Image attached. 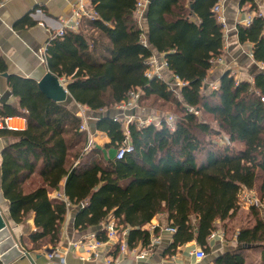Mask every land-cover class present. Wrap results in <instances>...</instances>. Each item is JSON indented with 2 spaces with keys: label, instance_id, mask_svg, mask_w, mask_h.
<instances>
[{
  "label": "trees",
  "instance_id": "obj_1",
  "mask_svg": "<svg viewBox=\"0 0 264 264\" xmlns=\"http://www.w3.org/2000/svg\"><path fill=\"white\" fill-rule=\"evenodd\" d=\"M218 1L150 0L145 45L136 0H91L96 16L84 19L87 31L68 30L50 40V71L65 76L73 100L88 109H112L137 88L141 102L155 96L179 109L173 128L165 120L159 125L131 123L127 133L113 116L98 118L96 128L110 138L107 148L131 143L133 149L122 158H106L93 148L71 160L72 149L87 140L80 131L81 117L49 98L35 79L9 74L7 83L19 107L0 104V119L5 124L8 117L21 116L27 125L0 128V137L14 138L1 153V188L15 222L33 215V248L57 246L72 203L81 205L76 228L99 226L112 215L120 231L128 228L130 248L149 245L152 233L143 227L165 213L176 228L165 254L195 240L209 256L203 264H248L244 252L253 248L261 250L264 264V216L256 205L250 208L254 223L238 230L236 248L213 256L209 239L218 221L240 210L243 187L256 188L264 200V71L253 81L239 82L226 71L219 87L206 92L204 82L224 42V26L213 10ZM237 28L239 41L252 43L255 60L264 64V16L257 14ZM155 53L164 55L168 70L185 86L176 91L166 80L146 75ZM7 71L0 55V74ZM196 111L211 115L219 129ZM222 131L229 143L219 147L208 136ZM61 189L69 204L50 197ZM159 233L156 227L154 234ZM97 235L107 240L104 230Z\"/></svg>",
  "mask_w": 264,
  "mask_h": 264
},
{
  "label": "crops",
  "instance_id": "obj_2",
  "mask_svg": "<svg viewBox=\"0 0 264 264\" xmlns=\"http://www.w3.org/2000/svg\"><path fill=\"white\" fill-rule=\"evenodd\" d=\"M219 1L221 2V12L225 19L223 24L224 42L222 52L213 59L215 62L212 61V67L208 71L207 76L211 77V81L219 82L220 77L230 69L233 71H241V73L244 75L248 73L253 76L258 72L264 71V64L256 61L253 56V44L250 42L241 43L239 41L237 28L238 24L243 23V21L248 16L254 17L257 14L264 16V0H247L244 4H242L243 0ZM149 2L150 0L148 1V4ZM76 3L77 0L0 1V55L7 63V72L9 74L29 77L35 79L38 82L46 75L47 72L50 71L47 65V49L45 50V48L48 46L52 35L56 33L59 28H61L65 23H71L73 20V13L75 11ZM252 5H255V7L252 8ZM146 11L140 22L144 28L145 35H147ZM31 22H33V24H31ZM84 23L83 25H85ZM84 27L85 26H81V29ZM155 57L156 64L158 67H160L162 73H164L166 76L172 75L168 68L162 66L163 62H165L164 55L155 53ZM59 78L63 84L68 85V79L65 76ZM0 95V104H12V102L18 101V98L13 95L12 90L8 86L7 78L3 77L1 74ZM77 104L81 105L79 103ZM100 113H102V111L96 112V114ZM91 140L94 141L95 147L100 149L106 158L114 157L116 155L115 148H107L108 143H110V138L107 133L95 129V133L92 134ZM7 142L8 141L6 138H0V210L6 219L10 231L16 239V242L21 247V249L27 251L31 255V258L23 254L22 256L12 259L9 263L4 264H109V261H115V264L206 263H201V261L208 259L209 256H206L204 259L200 260L196 259L193 255H190V251L196 249L199 246L195 240L179 247L177 252L173 255L165 254L166 248L173 241V234L163 230L165 226L169 225L167 215L165 213L158 214L152 219L150 223L143 227L152 233V238L158 236L160 241L154 247V250L148 259H136L131 250L127 251L126 253H122L120 248H117V244L110 242L106 243L102 248L99 249V254L95 258H81L80 253L75 249L73 243L85 239V237L91 232L103 230V221L99 226L96 227H89L87 229L76 228L75 216L81 205L72 203L69 204L63 189L54 190L50 193V197L52 198H54L56 193H60L69 204L65 219L61 226L60 242L56 247L43 243V245L33 248L34 243L30 240V233L36 229L33 215L29 216L24 222H15L10 215L8 201L2 193L1 151ZM76 163L77 160L75 161V164ZM61 184L63 186L64 181H62ZM250 208L251 207H246L243 205L241 206L240 210L246 209L250 212ZM236 215L233 217H236ZM111 216L112 215L109 217ZM230 219L231 218H229L228 221ZM156 227L160 228V233L158 235L154 234ZM240 228L234 232L232 231L229 238L227 237L229 234L225 231V242H221L219 239L210 240V244L214 253L213 256L224 251L223 247L225 245L232 246V248L237 247V233ZM127 237L128 233L124 237L126 241ZM136 248L141 250L143 249V246L138 244ZM52 251H57L59 256L50 258L49 253ZM244 254L248 264H262V252L260 249H247ZM62 257L64 258L63 261L61 259Z\"/></svg>",
  "mask_w": 264,
  "mask_h": 264
},
{
  "label": "built area",
  "instance_id": "obj_3",
  "mask_svg": "<svg viewBox=\"0 0 264 264\" xmlns=\"http://www.w3.org/2000/svg\"><path fill=\"white\" fill-rule=\"evenodd\" d=\"M148 1L149 0H136L135 15L139 21L140 26H142L140 22L145 15ZM213 10L217 13L219 21L222 24H224L225 19L221 12L222 6H221L220 1L214 6ZM95 16H96V12L94 11L91 5V0H77L75 11L73 13V20L71 21V23H65L61 28H59L57 32L52 35L51 40L56 37L63 36L68 30L75 31L78 27H80L81 21L83 18L85 17L94 18ZM251 21H252V17L248 16L243 21V24L249 25ZM142 40H143V43L147 45L145 34H143ZM46 49L47 47L45 48V50ZM148 64L149 66L146 70V75L148 77L157 76L158 78L164 79L176 91H178L182 86H185L187 84V82L182 81L178 76H175L173 74L170 76H166L164 73H162V71L160 70V67H158L156 64L155 55L149 58ZM162 66L165 68H168L166 60L165 62H163ZM212 88L213 89L218 88L216 82L212 84ZM141 94H142L141 89L139 88L132 89L129 92L128 99L120 102L119 104L116 105V107L124 111L132 110L138 107V105L140 104L139 101L141 98ZM190 109L193 110L192 108ZM114 118L123 123L127 133H128V127L131 123H137L138 125L143 126V125H148L151 123L160 124L162 120H165L166 123L170 125L171 128L174 127V123H175V120L173 119L172 116L163 118V117H159V115H151V116L139 115V116H133V117L126 116L124 118H121L118 115H114ZM9 119L10 117H8L5 120V125L8 128H11L9 126ZM23 119H24V126H26V123H27L26 119L25 118ZM86 124L81 125L82 131H85L87 129ZM132 149L133 148H132L131 143L128 142L127 144L120 146L116 150L115 157L118 159L122 158L127 151H131ZM245 193H246L245 189L242 188L240 192V205L241 206L244 205L246 207H251L253 205H256L261 209V211L264 214V200H262L261 198H259L258 196L254 194H251L250 196H246ZM54 198L63 199V200L65 199L60 193H56ZM64 201L67 202L66 199ZM102 224H103V230L105 231L107 235V240L100 239L97 235V232H91L85 237V239L79 240L73 243V246L75 247V249L80 253L81 258L83 259L95 258L99 254V249L102 248L106 243L110 242L113 244H117L122 253H126L127 251L131 250L136 259L146 260L152 254L154 247L157 245V243L160 242L159 237L156 236L151 239V242L149 245L143 247V249L141 250H138L136 247L130 248L127 244L126 239L124 238L125 235L128 233V228H125L124 230L120 231V228H118V223L116 219L112 216L104 220ZM163 230L171 234H174L176 232V228L172 225L165 226ZM209 239L210 240L219 239L221 242H225V239H226L225 231L215 229L210 234ZM190 255H193L196 259H200V260L204 259L207 256L205 251L200 246H198L196 249L191 250ZM54 256H59V253L57 251H52L49 253L50 258ZM61 259L62 261L64 260L63 257ZM109 264H115V261H109Z\"/></svg>",
  "mask_w": 264,
  "mask_h": 264
},
{
  "label": "rangeland",
  "instance_id": "obj_4",
  "mask_svg": "<svg viewBox=\"0 0 264 264\" xmlns=\"http://www.w3.org/2000/svg\"><path fill=\"white\" fill-rule=\"evenodd\" d=\"M83 23H84V20H82L80 27H78L75 31L80 30L81 26H84ZM85 29H86V31L88 30L87 28H85ZM89 32H92V31L89 30ZM213 62H215V61H213ZM228 71H229L230 75L234 76V78L236 79L237 82L244 81V80L253 81V79H254V76L251 74H248V73H246L244 75L241 73V71H236V70L233 71L232 69H230ZM211 80H212L211 77L207 76V78L204 82L206 85V92L207 93L214 90L212 88V84L214 83V81H211ZM216 83H217V86L219 87L220 80H219V82H216ZM139 102H140V104L138 105V107H136L132 110H125L124 111V110L118 109L116 106L113 107L112 109H115V111L112 112V116L114 117V115H118L121 118H124L126 116L133 117V116H139V115H144V116L159 115V117H163V118L164 117L166 118L168 116H172L173 119L176 121L179 118V116L181 115L179 109L177 108V106L173 102L163 101V100H161L155 96H150L148 98L145 97L142 99V102H141V98H140ZM11 105H13L15 107H19L18 101L12 102ZM68 107L72 111L77 113L79 115V117H81V119H82L81 125L87 123L86 124L87 129L85 131H83L85 133V137L87 140L86 141L84 140L83 142H79L72 149L71 160H73V156L75 155V153H82L83 154L85 152L91 151L93 148H96L94 141L91 140V138H92V134L95 133V129H97L96 128V121L98 120V114H96V112L94 113V111L88 109L85 106L78 105L74 101H72L68 105ZM143 110H144V112H143ZM106 111H108V110H103L102 113L106 112ZM196 113L200 119L209 122L213 126V128L219 129L216 121L213 119V117L211 115L206 114V113L201 112V111H196ZM18 117H21V116H18ZM21 118H24V117H21ZM26 125H27V123H26ZM81 125H80V131H82ZM4 126H5V124L0 119V128H3ZM25 127L26 126H24L21 129H24ZM11 129H13V128H11ZM0 138H6L7 139L8 142L6 143V145H8L10 142L14 141V138H12V137H0ZM89 138H90V140H89ZM208 138L213 139V141L219 147L225 146L229 143L228 138L223 131L219 135L213 134L211 136H208ZM6 145L3 146V149L5 148ZM230 145H234L237 148L242 147V144H240V143H231ZM243 189H245V191H246V193H245L246 196H250L251 194H254L260 198L259 193H258L256 188L248 189L246 187H243ZM8 207H9V202H8ZM261 213L264 216L262 211H261ZM226 221H228V219L225 221L218 222L216 229L226 231V233L229 234V235H227V237L229 238V236H231L232 231L234 232L240 227L251 226L254 223V218H253V215L251 212H249L246 209H241L237 213L236 217L231 218L228 222H226ZM223 248H224L223 250H227V249H231L232 246L225 245Z\"/></svg>",
  "mask_w": 264,
  "mask_h": 264
},
{
  "label": "water",
  "instance_id": "obj_5",
  "mask_svg": "<svg viewBox=\"0 0 264 264\" xmlns=\"http://www.w3.org/2000/svg\"><path fill=\"white\" fill-rule=\"evenodd\" d=\"M1 75L7 78L9 73L4 72ZM38 85L49 98L58 103L69 105L73 101V98L69 93L68 86L63 84L60 78L51 71L47 72L46 75L38 81ZM113 111H115V109H110L104 113H100L98 114V118L103 115H111ZM23 254L31 258V255L27 251L21 249L16 242V239L11 233L6 219L0 210V259L4 263H9L12 259L22 256ZM207 261L208 259H204L201 263Z\"/></svg>",
  "mask_w": 264,
  "mask_h": 264
},
{
  "label": "bare ground",
  "instance_id": "obj_6",
  "mask_svg": "<svg viewBox=\"0 0 264 264\" xmlns=\"http://www.w3.org/2000/svg\"><path fill=\"white\" fill-rule=\"evenodd\" d=\"M9 126L13 129H21L24 126V119L18 116L10 117Z\"/></svg>",
  "mask_w": 264,
  "mask_h": 264
}]
</instances>
